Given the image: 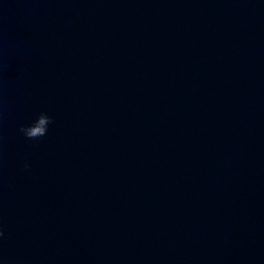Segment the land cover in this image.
Wrapping results in <instances>:
<instances>
[{
  "label": "water",
  "instance_id": "95a60500",
  "mask_svg": "<svg viewBox=\"0 0 264 264\" xmlns=\"http://www.w3.org/2000/svg\"><path fill=\"white\" fill-rule=\"evenodd\" d=\"M0 228V264H264V0H0Z\"/></svg>",
  "mask_w": 264,
  "mask_h": 264
},
{
  "label": "clouds",
  "instance_id": "9594fccd",
  "mask_svg": "<svg viewBox=\"0 0 264 264\" xmlns=\"http://www.w3.org/2000/svg\"><path fill=\"white\" fill-rule=\"evenodd\" d=\"M53 118L46 112H41L36 119L28 125H22L20 131L28 139H37L46 135L48 125L52 123ZM27 167V165H25ZM4 236L2 228H0V237Z\"/></svg>",
  "mask_w": 264,
  "mask_h": 264
}]
</instances>
